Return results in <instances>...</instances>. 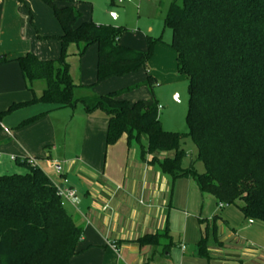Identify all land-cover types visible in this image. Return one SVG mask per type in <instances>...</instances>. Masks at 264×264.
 I'll return each instance as SVG.
<instances>
[{"label":"trees","instance_id":"trees-1","mask_svg":"<svg viewBox=\"0 0 264 264\" xmlns=\"http://www.w3.org/2000/svg\"><path fill=\"white\" fill-rule=\"evenodd\" d=\"M42 1L62 31L55 38L59 57L0 56V65L17 64L31 94L30 100L0 112V131L3 119L19 109L46 107L16 130L80 103L88 114L99 111L105 116L106 148L124 137L127 144H138L141 159L150 157L148 163L157 164L162 173L172 179L190 177L217 204L233 206L239 201L237 209L243 217L264 223V0H182L181 6L177 1L169 5L164 23L172 34L177 72L187 81V133L163 130L156 101L130 104L117 91L96 98L75 95L83 86L70 75L71 46L76 47V55L97 47L96 83H101L145 69L160 39L147 36V51L138 52L119 44L123 28L78 23L82 15L76 2ZM146 81L151 87L155 84L150 75ZM38 82L44 88L37 96ZM187 137L196 147L195 161L204 167L201 174L194 162L181 167ZM164 153L173 156L159 160ZM15 163L25 171L0 175V264H69L80 253L82 224L63 207L41 168L29 166L25 157ZM206 241L204 235L197 243L199 251H205ZM134 243L163 252L174 245L167 227Z\"/></svg>","mask_w":264,"mask_h":264},{"label":"crops","instance_id":"crops-1","mask_svg":"<svg viewBox=\"0 0 264 264\" xmlns=\"http://www.w3.org/2000/svg\"><path fill=\"white\" fill-rule=\"evenodd\" d=\"M23 1L0 0V56L14 58L33 53L40 60H54L50 58L57 56L60 45L57 41L54 53L49 55L47 39L59 37L62 31L53 11L39 0ZM72 1L80 12L86 10L87 5L81 4L86 0ZM121 3L119 0L118 4ZM110 4L114 1L110 0ZM31 10L42 18L40 25L37 23L38 38L29 26L33 22ZM20 37L23 42L17 41ZM79 64L78 78L82 74ZM30 99L17 64L0 65V112L13 103ZM98 120L101 118L95 112L91 114L86 129ZM104 122L107 123L106 118ZM43 123L46 125L43 124L45 129L39 144L49 145L44 147L45 159L40 161L50 163L55 154L60 158L55 161L60 180L51 181L74 190L79 202L76 208L72 207V215L83 226L79 249L88 256L69 264H264V223L250 222L232 206L220 207L214 197L202 194L190 177L172 179L162 173L157 164L148 163L150 157L141 159L138 144H127L124 137L107 148L104 138H82L79 149L66 148L60 122L56 121L53 129H49L47 122ZM4 130L9 137L0 145L15 139L9 129ZM172 156L173 153H164L159 160ZM165 227L174 241L169 251L134 243ZM204 235L206 248L199 251L197 243ZM174 247L180 253L175 257ZM189 247L193 251L188 252Z\"/></svg>","mask_w":264,"mask_h":264},{"label":"rangeland","instance_id":"rangeland-1","mask_svg":"<svg viewBox=\"0 0 264 264\" xmlns=\"http://www.w3.org/2000/svg\"><path fill=\"white\" fill-rule=\"evenodd\" d=\"M43 3L42 0H39ZM84 1V0H83ZM114 4H110V0H86L81 4L87 5L86 10L81 13V22H93L95 24L111 25L117 28L125 29L119 37V44L129 47L138 52H146L148 49L146 37L152 40L160 39L156 43L153 55L147 63L145 69H140L137 72L123 77L109 78L101 83H96V63H97V47L90 46L82 55H76V47L71 46L69 49L68 63L71 67L70 75L73 82L83 87L76 90V97L96 98L110 92L117 91L120 93V99L134 104L136 102H144L151 104L157 102L161 106L158 111L159 120L162 128L167 132L187 133L186 111H187V81L182 75L177 72L176 54L170 47L171 31L165 26L164 19L169 5L177 1L178 5H182V0H113ZM29 7V5H28ZM33 17V24L29 22V26L35 36L38 38L39 29L42 18L36 12L30 11ZM29 15V11H28ZM55 18V17H54ZM54 22V21H53ZM25 37V36H24ZM21 39L17 41H22ZM26 38V37H25ZM47 51L49 55L55 51V38H49ZM14 42L15 44L17 43ZM8 49L7 44L2 46ZM30 51V50H28ZM59 47L57 50V59L59 57ZM82 64V74L78 78V69ZM150 75L155 79L153 87L148 85L146 79ZM40 88H44L43 82H38L35 85V93L38 96ZM31 95V94H30ZM46 107L43 105H34L13 112L5 117L2 121L3 129L0 131V142L9 137L4 128L9 129L11 134L15 136L12 142L0 145V171L5 174L22 173L24 168L16 165L15 162H10L9 157L16 158L30 157L36 158L40 162L39 167L52 181H59V174L56 172L55 163L60 158L52 156L50 163L40 161L45 159L46 150L44 147L49 144L41 143V138L44 133L47 122L49 129H53V124L56 121L60 122L61 137L64 141V146L79 149L82 138H104L105 127L104 117L102 113H95L101 121H96L93 126L87 128L88 114L83 105L78 103L75 109H65L54 113L52 116L41 118L35 123L19 128L16 127L25 119L38 115ZM53 139V138H51ZM138 150V146L133 144ZM182 149L185 155L181 162L182 168H187L191 162H194V168L197 173L204 172V167L200 162H196L197 150L190 137H187ZM56 161V162H55ZM61 170L65 167L60 164ZM4 170V171H3ZM63 207L69 214H74V209L62 202ZM240 202H236L232 208H237ZM75 216V215H74ZM193 251V247L188 249V252ZM178 250L174 247L172 255L175 257ZM88 256L81 252L73 256L70 260H83ZM176 259H174L175 262Z\"/></svg>","mask_w":264,"mask_h":264},{"label":"built area","instance_id":"built-area-1","mask_svg":"<svg viewBox=\"0 0 264 264\" xmlns=\"http://www.w3.org/2000/svg\"><path fill=\"white\" fill-rule=\"evenodd\" d=\"M160 109H161V106H158V111ZM25 158H26V163L29 166L39 167V161L36 158H30V157H25ZM9 160L10 162H15L16 157L11 156L9 157ZM55 168H56V172L59 173L60 172L59 166L55 165ZM52 183L56 189V195L60 197L65 204H68L73 208H76L78 206L79 202L77 200V196L74 190L67 188V187L60 186L56 184L55 182H52ZM223 206H227V205L220 204V207H223ZM250 222H252V220H250ZM182 249L184 250V247H182Z\"/></svg>","mask_w":264,"mask_h":264}]
</instances>
